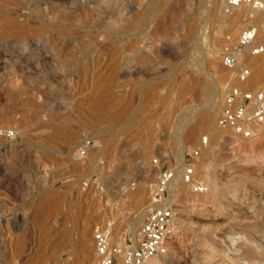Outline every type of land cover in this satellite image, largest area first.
<instances>
[{
  "label": "rangeland",
  "instance_id": "rangeland-1",
  "mask_svg": "<svg viewBox=\"0 0 264 264\" xmlns=\"http://www.w3.org/2000/svg\"><path fill=\"white\" fill-rule=\"evenodd\" d=\"M151 1L92 0L91 43L0 41V125L16 131L0 140V264H93L96 228L134 241L161 168L180 191L166 197L177 230L160 264H264V129L216 126L233 80L221 50L250 21L234 13L232 31L224 0ZM253 58L249 89L264 90V54ZM203 137L196 194L179 161Z\"/></svg>",
  "mask_w": 264,
  "mask_h": 264
},
{
  "label": "built area",
  "instance_id": "built-area-1",
  "mask_svg": "<svg viewBox=\"0 0 264 264\" xmlns=\"http://www.w3.org/2000/svg\"><path fill=\"white\" fill-rule=\"evenodd\" d=\"M240 11L245 13L250 24L236 40L226 37L221 50V64L232 74L233 80L223 97L216 126L240 138L250 139L258 130L264 129V90L249 89L253 74L250 60L264 53V43L259 41L260 29L264 27L260 24L264 17V0H224V15L231 16ZM15 138L14 129L0 125V140L12 141ZM208 143L209 137H203L200 145L184 156L181 182L196 194L208 191L207 186L198 181L195 175L197 159ZM90 145V141H85L83 149H89ZM85 155L86 151L82 150L81 156ZM154 163L158 164V161ZM175 176L174 169L159 170L156 181L151 185L148 212L136 243L130 238L124 239L122 243H112L107 233L95 229L93 264H149L154 258L168 255L177 230V212L166 197Z\"/></svg>",
  "mask_w": 264,
  "mask_h": 264
},
{
  "label": "bare ground",
  "instance_id": "bare-ground-1",
  "mask_svg": "<svg viewBox=\"0 0 264 264\" xmlns=\"http://www.w3.org/2000/svg\"><path fill=\"white\" fill-rule=\"evenodd\" d=\"M91 1L92 0H0V22H1L0 23V41L1 40H13L17 42H26V41L30 42L33 40L34 41H37V40L46 41L48 39L52 43H57V42L60 43V42H68L70 38L72 37V38H75V40L78 43H80V45L81 43H84V44L91 43L97 38V12H96L97 3L95 6L96 11L93 12L94 9L93 7L90 6L92 4ZM154 1L155 0L151 1V3H154ZM159 1L160 0H158V4H159ZM151 3L149 2L150 5ZM25 10H31L33 14H35L34 15L35 18H32V20H27L26 19L27 17L25 18L23 16V12ZM22 17H23V20H20ZM231 17L227 15V20L231 19V21L229 22V26L232 31H237L241 25L237 21L238 20L237 18L239 17L237 15L233 16L232 18ZM263 30H264V27L260 29V35ZM64 53L66 54V52ZM42 55L47 56L48 54L46 55L44 53ZM251 60H254V58H251ZM256 66L257 64L254 63V67ZM216 88L217 86L216 87L212 86L210 89L211 96L213 99L217 95L218 89ZM207 90H209V88ZM100 138L101 136L97 135L96 139H100ZM81 144L84 145L85 141ZM184 153L185 151L184 149H182L181 157L184 156ZM182 161L181 159L179 161L180 171L182 170V167L184 164V157ZM179 179H180V176L178 177L176 176L174 179V182L168 188L169 193H170L169 198L173 197L176 194L178 195L180 191V188L178 189ZM216 186L215 184L212 185V191L218 195L219 193L217 191L218 189ZM168 202L169 204L172 203L170 200ZM147 212H148V208L147 210L145 208V210H143V212L141 213V216L137 218L136 220H134V222L131 224L132 230L135 236L134 243L137 242V238L139 235L138 231H140L139 225L142 223L143 218H146ZM109 241L112 242L110 239ZM94 258H95V253H94ZM149 264H160L159 258H154L153 260L149 262Z\"/></svg>",
  "mask_w": 264,
  "mask_h": 264
}]
</instances>
